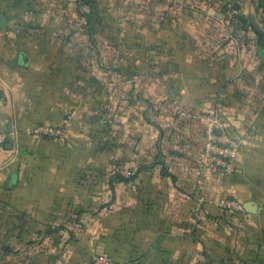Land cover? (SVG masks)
I'll use <instances>...</instances> for the list:
<instances>
[{"label": "crops", "instance_id": "crops-1", "mask_svg": "<svg viewBox=\"0 0 264 264\" xmlns=\"http://www.w3.org/2000/svg\"><path fill=\"white\" fill-rule=\"evenodd\" d=\"M81 1L68 3L74 17L70 29L80 36L71 45L89 46L84 33L92 30L93 60L100 68L97 91L113 98L119 69L131 81V149L113 156L125 162L131 178L109 185L110 214L118 224L131 223V249L124 260L264 264V40L247 19L251 14L264 31L259 0H244L245 23L238 29L212 0ZM4 43L0 122L17 135H10L0 153V199L32 208L37 220L40 206L67 195L80 206L99 205L107 186L97 184L89 202L86 182L75 176L82 164L103 155L87 151V144L101 129L104 114L112 117L118 107L94 109L81 86L72 88V79H86V72L77 75L70 65L61 67L71 59L40 53L39 42L18 43L10 54ZM20 53L27 56L25 66ZM108 63L117 67L103 70ZM211 111L220 112L224 131L241 141L229 178L197 163L207 129L197 115ZM68 115L65 145L22 133ZM221 197L238 200L245 215L220 210L216 200ZM92 250L84 241L72 242L64 258L51 264H82ZM32 251L43 256L33 264H42L46 255Z\"/></svg>", "mask_w": 264, "mask_h": 264}, {"label": "rangeland", "instance_id": "rangeland-1", "mask_svg": "<svg viewBox=\"0 0 264 264\" xmlns=\"http://www.w3.org/2000/svg\"><path fill=\"white\" fill-rule=\"evenodd\" d=\"M212 1L217 11L225 13L224 20L228 21L232 29H238L245 23L244 0ZM68 3L70 4V0H0V13L7 19V26L3 30L0 29L3 34L2 37L0 35V45L4 43L1 41L4 37L8 45L5 46L7 53L15 54L16 44L39 42L40 53L48 54L50 51L58 58L71 59L72 62L60 64L61 67L70 65L77 75L80 71L86 72V79L80 80L77 76V79H72L71 84L73 89L82 87V92H86L94 109L96 105L103 110H107L108 106L118 107V112L115 111L112 117L101 111L105 117L100 120L101 129L94 135L93 141L87 144V151H96L103 155L82 164L75 176V181H82L83 185L86 182L89 202L95 197L96 191L93 188L97 184H105L107 188L99 205L88 203L80 206L70 199L71 195L61 199L55 198L53 205L39 207L38 220L32 217V214H35L32 208L14 207L7 204L5 199H0V264H33L38 258L42 259L43 256L36 255L32 248H37L39 253L46 255L42 264H51L60 256L64 258L70 243L80 241H84L91 250L93 249L82 264H93L99 256H107L113 264H129L124 258L125 253L131 249V223L118 224L110 214L109 207L112 202L109 201V185L127 178L125 162L113 156L119 149H131V81L125 78L123 70L119 69L117 71L121 78L113 81L117 85L113 98L106 92L100 95L97 91L100 88V68L93 60L94 50L90 45L94 38L93 32L89 29L84 33L89 40V46H73V43L71 45V42L80 36L79 32L70 29L74 24V17L69 11ZM103 51L105 54L106 50ZM85 56L88 60L80 63V58ZM124 65L126 64L123 63L121 68ZM116 67L115 64L108 63L104 64L102 69L107 71ZM218 113L220 115V112ZM108 122L112 123L107 126ZM127 131L130 135H127ZM64 141L55 142L65 145ZM124 153L125 151L122 152ZM53 167H56V164ZM79 171L82 175H79ZM55 177L52 176L53 179ZM130 178L128 175L129 181ZM38 230L39 236H36Z\"/></svg>", "mask_w": 264, "mask_h": 264}, {"label": "built area", "instance_id": "built-area-1", "mask_svg": "<svg viewBox=\"0 0 264 264\" xmlns=\"http://www.w3.org/2000/svg\"><path fill=\"white\" fill-rule=\"evenodd\" d=\"M5 98L0 93V109ZM206 121L207 129L202 142V149L197 156V163L202 170L216 173L224 178L234 174L235 164L241 148V141L230 137L223 127V122L218 111L198 114ZM71 124V116H65L55 124H36L22 130L28 137L44 138L51 141H63ZM10 135H17V131L9 134L0 122V153ZM216 206L227 213L245 215L241 203L235 198L221 197L216 200ZM93 264H113L107 256L95 258Z\"/></svg>", "mask_w": 264, "mask_h": 264}, {"label": "water", "instance_id": "water-1", "mask_svg": "<svg viewBox=\"0 0 264 264\" xmlns=\"http://www.w3.org/2000/svg\"><path fill=\"white\" fill-rule=\"evenodd\" d=\"M248 23L251 26L252 30L257 34L259 37H261L264 40V31L257 25L254 17L251 14L247 15ZM6 27V18L4 15L0 13V29H4ZM19 61L22 65L27 64V56L24 53H20L19 56ZM16 60H13L12 64H15ZM249 213H251L250 209H247Z\"/></svg>", "mask_w": 264, "mask_h": 264}, {"label": "trees", "instance_id": "trees-1", "mask_svg": "<svg viewBox=\"0 0 264 264\" xmlns=\"http://www.w3.org/2000/svg\"><path fill=\"white\" fill-rule=\"evenodd\" d=\"M82 2L85 4H89V3L93 2V0H82ZM259 6L262 7V9L264 10V0H259Z\"/></svg>", "mask_w": 264, "mask_h": 264}]
</instances>
